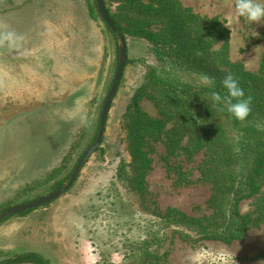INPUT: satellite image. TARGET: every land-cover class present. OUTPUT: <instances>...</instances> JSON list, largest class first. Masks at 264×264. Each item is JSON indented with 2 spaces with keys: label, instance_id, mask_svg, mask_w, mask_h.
<instances>
[{
  "label": "rangeland",
  "instance_id": "374dc122",
  "mask_svg": "<svg viewBox=\"0 0 264 264\" xmlns=\"http://www.w3.org/2000/svg\"><path fill=\"white\" fill-rule=\"evenodd\" d=\"M107 2L111 10L117 6ZM180 2L200 17L222 21L229 33L230 62L257 72L264 23L252 26L238 17L234 0ZM91 3L0 0V32L26 37L20 48L0 45V213L54 192L95 136L118 65V42L92 15ZM125 41L130 64L111 104L100 149L63 196L0 223V260L38 251L51 264H82L80 249L86 251V242L93 264H228L226 255L235 264H264V224L242 240L226 243L166 219L169 208L189 218L211 215L206 207L211 186L199 180L196 169L202 153L185 161L168 155L163 143L151 142L144 192L130 189L126 107L149 68L162 76L169 67L146 41ZM172 71L182 82L198 83L193 75ZM140 107L151 118L161 117L148 98L141 99ZM65 157L66 168L47 181L65 166ZM120 163L127 171L124 181L117 179ZM179 172L185 173L184 180ZM254 204L244 200L240 211L250 214Z\"/></svg>",
  "mask_w": 264,
  "mask_h": 264
},
{
  "label": "trees",
  "instance_id": "16d2710c",
  "mask_svg": "<svg viewBox=\"0 0 264 264\" xmlns=\"http://www.w3.org/2000/svg\"><path fill=\"white\" fill-rule=\"evenodd\" d=\"M109 1L117 3L111 10L107 5L109 2L103 0L117 32L125 38L146 41L155 57L169 67L162 76L149 68L144 82L126 107L124 117L132 159V172L127 180L130 189L138 194L144 192L145 178L151 169L146 150L149 143L161 142L168 155H180L185 161L202 153L203 160L196 169L199 180L211 186L212 194L206 203L211 215L189 218L179 210L169 208L165 217L205 238L226 243L242 240L251 229L264 224V50L257 72L252 73L242 64L230 62L229 33L218 18L200 17L184 8L180 0ZM91 13L101 21L94 0ZM102 24L114 41L117 40ZM129 64L127 59L126 66ZM174 69L182 75H193L197 80L199 73L209 74L216 80L215 90L221 94L225 90L220 87V82L229 73L233 74L239 79L246 97H252L251 115L244 122L236 121L226 110L220 111L213 106L208 98L211 89L180 81L179 74L172 71ZM144 97L158 107L160 118H151L141 109L140 102ZM97 132L98 125L88 146L95 140ZM68 160L65 157L62 161L65 166L56 169L46 180L60 174ZM74 167L64 180H69ZM125 172V164L120 163L117 179L123 180ZM183 174L179 172L180 179L184 178ZM64 180L56 184L53 191L61 188ZM250 199L255 201V209L250 214H243L240 203ZM0 264L51 263L39 253L27 252L3 259Z\"/></svg>",
  "mask_w": 264,
  "mask_h": 264
},
{
  "label": "clouds",
  "instance_id": "9594fccd",
  "mask_svg": "<svg viewBox=\"0 0 264 264\" xmlns=\"http://www.w3.org/2000/svg\"><path fill=\"white\" fill-rule=\"evenodd\" d=\"M234 12L238 17L244 18L252 26L264 23V0H234ZM26 37L15 31L0 32V45L7 44L10 48H20ZM264 48V47H257ZM198 84L211 89L208 98L213 106L224 111L238 122H244L252 113V97L245 94L240 81L229 73L220 82V87L225 90L224 94L216 91V80L207 73L198 75ZM238 150V149H237ZM228 264H235L231 256H225Z\"/></svg>",
  "mask_w": 264,
  "mask_h": 264
},
{
  "label": "water",
  "instance_id": "95a60500",
  "mask_svg": "<svg viewBox=\"0 0 264 264\" xmlns=\"http://www.w3.org/2000/svg\"><path fill=\"white\" fill-rule=\"evenodd\" d=\"M95 6L97 9V12L99 14V17L101 21L105 24V26L111 31V33L116 37L118 42V65L116 69L115 76L113 78L112 84L110 86V89L106 95V98L104 100V103L102 105L99 121H98V132L96 135L95 140L89 145V147L84 151L80 159L78 160L76 166L74 167V170L67 181V183L64 185V187L57 189L56 191L52 192L51 194L42 197L40 199H37L35 201L21 204L15 207H12L10 209H7L0 213V223L4 220L11 218L13 216H17L19 214L25 213L27 211H33L38 208L44 207L52 203L53 201L57 200L59 197L63 196L75 183L77 178L79 177L83 167L86 165L90 157L97 152V150L100 148L102 144V140L105 133V125L108 117V113L111 108V104L113 102V99L116 95L117 89L119 87V84L121 82V79L123 77V73L126 66V42L125 38L121 36L117 29L114 27L105 7L103 4V0H94Z\"/></svg>",
  "mask_w": 264,
  "mask_h": 264
},
{
  "label": "crops",
  "instance_id": "0c3cea01",
  "mask_svg": "<svg viewBox=\"0 0 264 264\" xmlns=\"http://www.w3.org/2000/svg\"><path fill=\"white\" fill-rule=\"evenodd\" d=\"M83 247L86 248V251H82V249H80V257H82V264H93L94 260L92 259L93 254L91 252V247L89 245H87L86 242H83ZM82 248V247H81ZM27 253V252H25ZM34 253H39L41 254V252L38 251H34ZM23 254V253H22ZM44 258H46V256H44L43 254H41ZM47 259V258H46ZM3 260V259H2ZM48 260V259H47ZM1 261V260H0ZM51 263V262H50Z\"/></svg>",
  "mask_w": 264,
  "mask_h": 264
}]
</instances>
